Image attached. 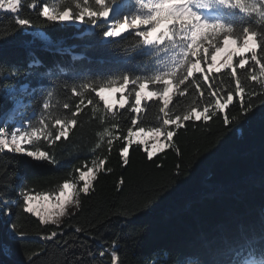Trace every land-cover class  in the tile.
Returning <instances> with one entry per match:
<instances>
[{"label": "trees", "instance_id": "trees-1", "mask_svg": "<svg viewBox=\"0 0 264 264\" xmlns=\"http://www.w3.org/2000/svg\"><path fill=\"white\" fill-rule=\"evenodd\" d=\"M28 3L22 0L18 14L0 12V119L13 109L7 90L26 87L17 97L25 101L31 129L41 128V134L51 131L54 136L60 127L57 119H75L76 124L70 126L66 139L51 146L55 164L0 151V264H111L108 253L113 250L122 264L264 260V97L253 96L256 105L247 118L238 110V94L223 112L215 111L216 100L223 102L229 91L235 92L231 70L208 73V81L195 73L176 87L165 111L174 119L208 106L212 119L193 117L180 128L163 125L159 97L144 100L139 112L132 109L137 107L135 92L141 81L150 83L153 91L164 87L150 77L163 71L160 60L166 54L156 56L135 32L106 40L99 26L88 32L86 26L47 25L39 28L51 39L46 45L30 33L31 28L15 24L17 15L35 18ZM134 10L135 6L124 13ZM223 12L222 19L237 27L264 28L255 15L246 16L238 9ZM253 63L237 69L245 100L249 91H260L258 82L246 79ZM124 75L130 80L127 104L106 108L96 92L110 80L116 81L113 87L122 86ZM137 77L141 81L133 83ZM82 84L88 87L81 88ZM49 95L50 108L44 109ZM225 114L239 121L236 127L222 123ZM157 126L175 130L172 146L149 160L144 146L133 142L129 163L123 165L120 150L127 145L128 128L135 132ZM40 143L41 150L48 147L47 141ZM100 159H105L104 168L97 172L90 193H81L77 210L61 225L43 224L22 212L21 188L33 195L57 193L63 183L79 179L75 169L86 170ZM5 201L16 202L10 215L5 213ZM13 224L17 235L12 234ZM77 227L83 231L76 233ZM53 230L57 237L45 239ZM106 248L108 253L100 257Z\"/></svg>", "mask_w": 264, "mask_h": 264}, {"label": "snow or ice", "instance_id": "snow-or-ice-1", "mask_svg": "<svg viewBox=\"0 0 264 264\" xmlns=\"http://www.w3.org/2000/svg\"><path fill=\"white\" fill-rule=\"evenodd\" d=\"M28 8L35 10V18L17 15L15 24L19 28L39 29L56 23L87 24L90 28L99 26L104 29L103 36L105 38H118L125 32L134 30L135 35L141 37L142 43L151 49L156 56H160L162 53L166 54L160 60L163 71L150 77L152 83L164 87L148 93L149 97H159L163 100V107L161 108L165 117L163 125H175L176 128H180L184 121L192 120L193 117L196 120L203 118L205 122L212 119L208 106H205L199 113L195 109H190L182 116L176 115L174 119L165 111L169 104V92L174 87L185 84L195 73H201L203 80L208 81V73L219 72L224 69L231 70L229 75L235 78V92L229 91L223 102L219 99L216 100L215 111L223 112L233 103L234 95L238 94V110L247 118L248 113L252 112L256 105L253 96L264 97V28L258 29L251 26L240 28L232 22L222 19L223 10L233 12L238 9L246 16L255 15L257 17L256 23L264 26V0H135V10L131 13H121L118 0H59V3L46 2L43 4L40 0H30ZM114 8L116 15L111 22H108ZM21 9L22 0H0V10L4 12L18 14ZM101 21L108 22L107 26ZM222 54H224L223 59L217 65V58ZM236 57L240 58L238 63H234ZM249 61L254 63L246 74V79L258 82L260 91H249L248 99L245 100V88L237 76V69H244L249 65ZM136 81H141V78L137 77L132 82L135 83ZM129 82L128 75L121 77L120 84L122 87H113L116 81L110 80L99 87L96 95L105 101L106 108L111 109L112 105L105 100L103 93L122 92L124 88H127ZM80 87L87 88L88 85L82 84ZM148 87L147 83L142 81L139 83V91L135 92V105L137 107H133L132 111H140L138 106L141 104V98ZM71 90L73 94H76L75 86ZM180 94L183 95L184 91L182 90ZM210 94L216 95L215 92ZM51 99L52 97L49 95L48 100L43 103L44 109L50 108ZM122 99L124 98L122 97ZM261 102L264 103V99ZM88 103L91 104L92 101L89 100ZM123 106L121 103V107ZM64 107L67 108L68 105L65 104ZM77 108L79 109V106ZM222 123L226 126L236 127L239 121L235 117L230 119L225 114ZM40 124L45 125L43 118L40 120ZM56 124L60 127L54 136L51 131H43L41 134V128L22 133L17 129L10 138H5L0 134V151L7 150L10 153L22 154L34 160L55 164L58 160L54 150L50 151L51 146L55 145L62 137L65 139L68 137L70 126H74L76 120L62 121L57 119ZM175 135V130H168L162 126L147 131L144 127H140L139 131L135 132L129 127L125 137L127 145L120 150L123 165L126 166L129 163V146L133 143L134 137L136 138L135 143L144 145L147 158L151 160L154 153L163 150L165 146H172L171 141ZM149 137L155 141L151 145V150H149L147 143ZM161 137L164 139L163 143ZM41 140L48 143V147H45L44 150H41ZM25 144L31 145V148L24 147ZM109 145H111V140H109ZM105 159L93 160L92 166L86 170L75 169L79 172V181L83 182L82 188L74 182H65L58 189V195H33L30 189L25 191L24 188H21L19 196L23 201L20 205L22 212L35 215L43 224L59 225L60 217L64 216L66 208L72 204L73 199L75 198L76 205L79 206L81 193L84 195L90 193L96 178L95 173L103 170ZM123 183L124 181L121 179L120 184ZM15 204V201L11 205L5 201V213L10 215L12 206ZM81 231L83 229L80 227L75 229L76 233ZM12 234L17 235L15 224L12 225ZM57 235L58 232L53 230L44 238L50 240ZM59 235H63V232L61 231ZM88 235L90 238H94L92 234ZM80 246L83 247V244ZM106 253H108L107 248L101 251L99 255L103 258ZM108 254L111 256V264H122L120 257L114 250ZM195 264H204V262L197 260ZM211 264H224V261L213 260ZM247 264H264V260L258 262L253 260Z\"/></svg>", "mask_w": 264, "mask_h": 264}, {"label": "rangeland", "instance_id": "rangeland-1", "mask_svg": "<svg viewBox=\"0 0 264 264\" xmlns=\"http://www.w3.org/2000/svg\"><path fill=\"white\" fill-rule=\"evenodd\" d=\"M0 12H4V11L0 10ZM7 13H10V12H7ZM65 24L66 25H74V26H76L78 28H81L82 26H85V24H78V23H65ZM94 29L95 28H90V26H87L88 32H92ZM129 32H131V31H129ZM133 32H135V31L133 30ZM30 33L36 39H38L39 41L44 42L46 45L51 44V39L47 35H45L40 29L31 28L30 29ZM41 33H43V35H41ZM105 39L109 40L110 38H105ZM148 50H151V49L148 48ZM218 58H217V65H219ZM117 87H122V86H117ZM24 90H26V87H23V89H20V90L19 89H15V88L7 90V95L6 96L9 97L12 100L13 109L10 110V112H8L6 115H4L0 119V125H1L0 134H2L5 138H10L11 134L13 132L17 131V129H19L21 131V133L24 132V131L33 130V129L30 128L29 121H28L30 117H28L27 114H26V111H24L25 101L23 100V98H18L17 97V95L21 94ZM138 91H139V88H138ZM125 93H126V88H124L122 92H105V93H103V95L105 97V100H107V102L112 105V108H115V107L122 108L121 107V103H123V105L125 106L127 104V102H128L127 97L125 96ZM175 93H176V87H174L169 92V101L171 100V97L173 95H175ZM122 97L124 99H122ZM144 100H146V93L145 92H144V94H143V96L141 98V103ZM197 113H199V112H197ZM135 139L136 138L134 137L133 138V142H135ZM160 139H161V142L163 143L164 142L163 137H161ZM147 143H148L149 150H151V145L153 143H155V141L151 137H149L148 140H147ZM26 145L27 144H25L24 147ZM167 147L168 146H165L164 149H166ZM163 150H159L156 153H154L153 155H156L157 153H159V152H161ZM97 172L95 173V176L97 175ZM72 182L76 183L78 187L82 188V183L83 182L79 181V179L74 180ZM45 194L46 195H58V192L57 193H52V194H48V193H45ZM77 208H78V206L76 205L75 198H74L72 204L66 208L64 216L60 217V224L59 225H61L63 220L66 217L69 216L70 212H71V214H73L77 210ZM253 260H255L257 262L260 261V259H256L255 257L254 258L252 257V258H247L245 264H247V262H250V261H253Z\"/></svg>", "mask_w": 264, "mask_h": 264}, {"label": "bare ground", "instance_id": "bare-ground-1", "mask_svg": "<svg viewBox=\"0 0 264 264\" xmlns=\"http://www.w3.org/2000/svg\"><path fill=\"white\" fill-rule=\"evenodd\" d=\"M223 55H224V54H222V55L218 58L219 63H220L221 60L223 59Z\"/></svg>", "mask_w": 264, "mask_h": 264}]
</instances>
